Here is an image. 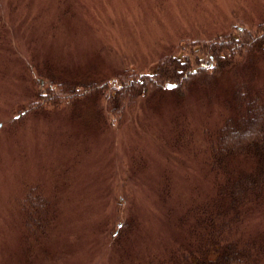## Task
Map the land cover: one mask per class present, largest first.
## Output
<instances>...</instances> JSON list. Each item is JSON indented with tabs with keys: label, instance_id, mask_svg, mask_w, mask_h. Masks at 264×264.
Here are the masks:
<instances>
[{
	"label": "rangeland",
	"instance_id": "obj_1",
	"mask_svg": "<svg viewBox=\"0 0 264 264\" xmlns=\"http://www.w3.org/2000/svg\"><path fill=\"white\" fill-rule=\"evenodd\" d=\"M263 22L264 0H0V264H186L179 221L215 194L234 72L115 91L214 64L206 48ZM242 232L264 234V205Z\"/></svg>",
	"mask_w": 264,
	"mask_h": 264
},
{
	"label": "trees",
	"instance_id": "obj_2",
	"mask_svg": "<svg viewBox=\"0 0 264 264\" xmlns=\"http://www.w3.org/2000/svg\"><path fill=\"white\" fill-rule=\"evenodd\" d=\"M246 32L248 36L241 39L229 37L228 46H221L222 50L215 46H211L215 49L206 48L214 55V64L193 70L188 62L176 61L167 64L166 71L161 69L149 78L143 90L138 85H122L115 91L117 95L132 91L143 95L150 90L164 89L165 81L175 83L173 92L181 91L195 82L209 86L225 72H234L233 114L224 120L215 138L208 143L215 194L201 207L188 210L186 218L179 221L181 226L188 225L189 221L187 234L191 241L187 240L182 256L186 264H260L264 261V234L241 233L244 215L264 205V89L253 83L256 68L251 59L258 55L264 57V22L254 32ZM174 65L176 70L172 69ZM237 71L246 77L238 79ZM85 88L92 90L93 85ZM29 226L31 230L37 229L36 222ZM40 229L43 233L44 226Z\"/></svg>",
	"mask_w": 264,
	"mask_h": 264
},
{
	"label": "water",
	"instance_id": "obj_3",
	"mask_svg": "<svg viewBox=\"0 0 264 264\" xmlns=\"http://www.w3.org/2000/svg\"><path fill=\"white\" fill-rule=\"evenodd\" d=\"M166 87H167L168 89H172V88L174 87V85H173V84H168Z\"/></svg>",
	"mask_w": 264,
	"mask_h": 264
}]
</instances>
